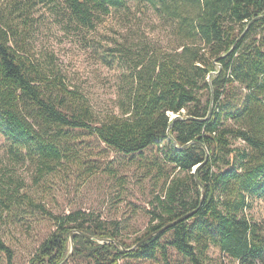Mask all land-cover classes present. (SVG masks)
Instances as JSON below:
<instances>
[{
    "label": "trees",
    "instance_id": "16d2710c",
    "mask_svg": "<svg viewBox=\"0 0 264 264\" xmlns=\"http://www.w3.org/2000/svg\"><path fill=\"white\" fill-rule=\"evenodd\" d=\"M133 4L169 27V43L136 40L129 32L107 48L104 60L122 71L123 99L119 114L100 118L55 72L52 57L33 56L35 12L62 5L70 23L94 30L112 11L130 14ZM0 133L9 161L34 167L38 185L73 170L99 174L82 142L91 138L104 146L97 155L108 149L120 155L107 168L118 186L135 167L156 190L139 236L124 218L81 209L56 214L35 192L21 195L16 182L0 177V223L54 227L30 264H170L172 252L188 264H206L211 248L238 264H264V221L250 216L254 202L264 199V0L0 4ZM0 255L14 264L15 252L2 238Z\"/></svg>",
    "mask_w": 264,
    "mask_h": 264
},
{
    "label": "rangeland",
    "instance_id": "374dc122",
    "mask_svg": "<svg viewBox=\"0 0 264 264\" xmlns=\"http://www.w3.org/2000/svg\"><path fill=\"white\" fill-rule=\"evenodd\" d=\"M11 1L0 0V4L8 6ZM131 7L130 14H124L126 16L112 11L110 15L102 17L94 30L70 23L62 5L39 6L35 12V27L28 40L33 56L39 61L52 57L55 72L66 84L79 90L89 100L100 118L108 114H119L123 99L122 71L117 63L108 65L104 60L107 48L113 47L115 41L129 32L136 40H154L161 46L169 43L168 26L153 12L144 15L134 4ZM82 142L89 149L88 155L91 154L92 160H96L101 167L99 174L87 177L73 170L51 175L42 185H38L34 167L28 164L14 165L9 161L6 139L0 133V177L11 178L16 182L20 186L21 195L24 192H35L37 200L56 214L78 209L93 210L104 218L127 219L133 231L142 236L148 226L149 202L156 192L155 188L149 180L139 177L140 170L135 167L130 168L126 183L118 186L115 180L108 177L107 168L116 165L121 159L120 155L109 149L97 155L104 146L91 138ZM100 156L103 158L100 159ZM250 216L254 220L264 221V199L254 202ZM52 232L54 227L48 222L34 224L23 221L13 225L7 219L6 223H0V238L14 250V264H30V259L35 255L34 248ZM129 236V241L134 240L135 235ZM68 246L71 251L74 250L71 238ZM125 263L165 264L161 260L122 264ZM0 264H7L2 255ZM170 264L188 263L176 252H172ZM206 264L238 263L216 248H211Z\"/></svg>",
    "mask_w": 264,
    "mask_h": 264
},
{
    "label": "water",
    "instance_id": "95a60500",
    "mask_svg": "<svg viewBox=\"0 0 264 264\" xmlns=\"http://www.w3.org/2000/svg\"><path fill=\"white\" fill-rule=\"evenodd\" d=\"M174 118H175V119H179L180 117H179V116H174ZM174 146H175V145H174ZM196 169H197V167L194 169V171H195ZM191 215H192V214H187V215L183 216L182 218H180V219L177 220L176 222H174V223H172V224H169V225L165 226L164 228H162L161 230H159V231H157V232H155V233L150 234L145 240H148V239H150V238H152V237H154V236L160 234L161 232H164V231H166V230L172 228V227L175 226L176 224H178V223H180V222H182V221H184V220H187ZM73 235H74V234L71 233V242H72V245H73V243H74V237H73ZM105 242H106V243H111L112 241L107 240V241H105ZM69 256H70V255H69ZM69 256L66 258L65 262L68 261Z\"/></svg>",
    "mask_w": 264,
    "mask_h": 264
}]
</instances>
